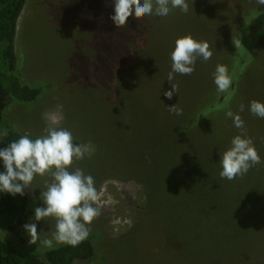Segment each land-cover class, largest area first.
Wrapping results in <instances>:
<instances>
[{"label": "rangeland", "instance_id": "obj_1", "mask_svg": "<svg viewBox=\"0 0 264 264\" xmlns=\"http://www.w3.org/2000/svg\"><path fill=\"white\" fill-rule=\"evenodd\" d=\"M208 1L188 0L187 14L176 12L174 9L169 16L163 18L129 17L125 26L119 28L109 19L113 14L112 0L26 1L17 21L15 38L19 73L23 84L42 86L44 90L34 103L12 106L7 114L9 123L18 131L39 136L43 134L46 126L42 113L54 109L57 103H62L64 119L60 126L71 130L79 143L91 142L95 148L92 155L74 161L72 165L73 168L82 169L85 174L93 175L102 192L101 215L93 218L88 236L92 239L95 255L87 262L76 261L74 264H264L263 208L254 213L249 211L251 214L241 227L243 231L251 230L245 249L241 248L242 245L230 251L225 248L222 254L212 256L211 251H217L216 248L200 246L199 252L210 253L211 256L204 255L200 259L198 251L193 248L187 250L190 257L186 259L181 257V252L182 247L192 243L189 240L193 236L189 232L192 228L179 227L184 234H178L175 229L174 232H169L171 227L166 228L161 221L162 209L156 206L151 210L149 206L148 192L152 184L154 186L166 184L169 180L167 176L169 171H165V174L167 173L165 177L160 174L152 179L159 173L157 170L154 171V166H158L160 144L157 145L154 140L142 135L145 133L148 135L155 130L159 132L157 135L168 136L172 124L167 127L168 131H165V127V129L163 126L160 127L163 123L160 120L163 116L180 119L178 118L180 116L170 113L167 108L175 103L183 111L186 109L185 106L191 109L188 118L191 122L195 121L196 114L200 111L198 106H205L209 93L212 95L210 89L213 84L211 79L213 69L212 64L209 65L213 61L210 59L197 60L195 71L191 75H175L173 83L178 85V94H174L171 100L163 95L164 91L171 89V83L167 81L171 70L168 54L173 49L175 40L191 35L195 39L208 41L213 49V40L218 41L221 36L228 33L232 19L236 15L239 17L240 8L245 7L241 4L244 3L248 7L246 19L250 20L242 39H245V43H255L257 53L264 58V8H258L256 0ZM243 17L244 14H241L242 20ZM244 49L239 50L243 53ZM126 70L128 79L123 81L122 76L119 79V75ZM137 70L139 74H136ZM259 70L261 69L258 58L257 65L252 67L250 74L245 73L246 81L252 80L254 87L249 86L246 94L241 92L244 95L240 100V104L245 105V116L244 119L241 118L245 122V128L248 129L246 127L248 125L251 129L244 130L253 139L256 148L259 143V130L255 128L253 120L255 116L247 109L246 98L251 96L252 100L260 101L264 97V87H256L255 83L263 81L264 84V75H260L263 79L256 80L254 77V80L252 79V74ZM121 84L128 102L122 100L119 103L122 106L130 104L135 117L131 120L134 125L127 124L119 128L115 121L117 118L112 119L110 102L116 104L115 102L119 101L116 96L119 92L117 85ZM100 92L105 95L100 97ZM237 95H240V92ZM105 98L110 102L107 100L106 103L103 102ZM132 103L134 105H131ZM228 106L226 100L216 104L217 112L205 113L208 115L200 119L199 123L205 125L203 132L200 129L204 125L184 133L179 140L176 138L172 141L176 147L174 149L178 151L175 153V161L161 153L159 162L165 165L160 169H174L172 172L176 173L178 167L182 166L181 171L186 173L187 168L191 166L203 163L207 166L209 158L204 156L205 161H202L204 158H196L199 155L196 146H201L204 142L202 140L198 142V137L207 130L208 133L216 135L215 138L211 135L213 139L207 138L205 143L206 150L214 152L216 157L219 143L225 146L229 136L227 125H224V128L221 126L219 131L217 129L219 121L215 123L213 118L210 119V115L215 117L218 112L228 109ZM147 111L154 117L148 125V130L145 129V122L141 123L144 117L140 113L147 114ZM231 111L234 112L233 107ZM239 115H243V112H239ZM220 121L223 123L222 118ZM257 121L263 123L264 119L258 118ZM128 127L134 130L133 133L139 134L133 138L132 143L129 141L122 147L124 139L128 140L127 137L132 134L129 130L122 131ZM140 130H143L142 133ZM237 131L240 132L239 129ZM219 139H222V142H219ZM140 144L141 148L135 155L134 148ZM166 147L164 146L165 149ZM221 151L223 152V147ZM258 166L250 170L254 169L258 173ZM216 169H220L219 164ZM249 171L231 181L221 179L219 174L212 177L209 175L213 184L208 188L200 187L196 197L199 199L203 197L205 199H202L203 202L211 204L212 211L210 196L216 191V194L224 199L231 189L225 187L226 182L229 187L243 189L250 186L252 177L250 179L247 177ZM188 173L190 174V171ZM45 179L47 177H37L32 185L34 193L27 195V205L31 211L39 206V200L34 202L32 197L39 196V189L36 188H43ZM213 187L214 192L210 191ZM193 189L197 191L198 185L196 188L193 186ZM159 197L162 199L160 193ZM198 198H193L192 201L198 204L201 202ZM160 206L163 208L162 204ZM178 221L179 218H171L170 224L175 222L174 226L177 227ZM54 224L55 221L51 219L41 222L38 233L41 228L47 231L49 225L54 228ZM21 233L28 248L43 250L39 242L36 245H29L23 229ZM46 235L47 232L42 233L41 238ZM0 236L8 238L10 235L0 227Z\"/></svg>", "mask_w": 264, "mask_h": 264}, {"label": "trees", "instance_id": "obj_2", "mask_svg": "<svg viewBox=\"0 0 264 264\" xmlns=\"http://www.w3.org/2000/svg\"><path fill=\"white\" fill-rule=\"evenodd\" d=\"M26 1L27 0H0V128H6L8 130V135L6 137L0 138V147H5L7 143L11 142L14 139H17L19 135L25 133L16 130L9 123L7 114L10 108L14 105H29L34 103L35 101L38 100V98L41 96L44 90L42 86H29L23 84L19 73V63L15 51V38H16L17 21L21 14V11L23 10V7L26 4ZM206 2L209 1L206 0ZM241 5L245 7L240 8L239 17H237V15L234 18L232 17L233 19H232V23H230L228 33L224 36H221V38L218 41L213 40L214 42V48L212 49L213 56L210 58V60L213 62H210L209 65L211 66L212 64L211 67L213 69L212 73L214 72L217 64H224L228 67L229 74L233 78V86L229 90L230 94H228L227 96H226L227 93L218 94L216 92V86L214 85L213 79L211 77L213 84L210 91L212 95L209 93L210 96L207 97L208 103L205 106H201V107L198 106L200 108V111L198 112L199 114L198 113L196 114L197 116L195 115L196 116L195 121L191 122V120H189L188 115L191 109H188L185 106L184 108L186 109H184L183 114L180 115V117H178L180 119L177 118L174 119L175 118L174 116L173 117L167 116L166 118H164L163 116L161 118L160 122L163 121V123H161L160 127L162 126L163 128L165 127L166 128V129L164 128L165 131L167 130V127L172 124V128L168 136L157 135V133L159 132H156L155 130L153 132H150V134L148 133V135H146V133L145 135H142L144 137L146 136L147 139L154 140V142H156L157 145L160 144L159 153L157 155L158 166H154V171L157 170V172L159 173L156 176H154V178L152 177V179H155L160 174L162 175V177H165L167 174V173L165 174V171H169L167 176L168 179L170 180V181L168 180L166 184L164 185L162 184L160 186H154L152 184V188H150V191L148 192L150 209L154 210V207L156 206L162 209L161 221L162 224L164 222V226L166 228L171 227V229H169V232L170 231L174 232L175 229L178 232V234H184L179 229V227L182 228L184 225H187L188 228H192V230L189 231L190 233L193 234V236L189 239L190 241H192V243L191 245H185L184 248L182 247V252H181V257L186 259L190 257L187 250L193 248L198 251L197 255L200 257V259H202L204 255L211 256L210 253L204 254L203 252H199L200 246H206L208 249L209 248L213 249V247L216 248L217 251L215 252L211 251L212 256L213 255L215 256L218 253L222 254L223 253L222 250L225 248H228V251H230L234 247L237 248L240 245H242L241 248L245 249V246L247 245L246 243L247 239L249 235L251 236V234L249 233L251 231L250 229H246L244 231L243 229H241L238 230L236 234H232L231 236L228 235L229 228L224 223V221L226 222L228 218L226 216L222 218L216 217V215L213 214L210 210L211 204L205 203V201L203 202V200H205L203 199V197H200L201 199L196 197L198 195V191L200 190V187L208 188L211 184H213L212 183L213 181H211V177L213 175L215 176V172L218 171L216 169L215 163L219 151L222 149V147L224 151L227 148V146H229L232 137L239 133V131H237L238 129L233 127L232 120L226 117L225 113L226 111L231 110V107L234 108V113L239 112L238 108L240 106V100L242 96L244 95V93L245 94L247 93L249 86L252 85L254 87V82L252 80L249 82L246 81L245 73L247 72L248 74H250L249 71L252 70V67L254 65L255 66L257 65L258 58L260 59L261 70H259V72L257 71H255V73L253 72L254 75L252 74V79L253 77L257 78L256 80L263 79L260 77V75L261 74L264 75V68H263L264 58L260 57L259 54L257 53L255 43L254 44L247 42L245 43V39H242V34L246 31V27L249 24L250 19H246V10H247L246 8H248L247 5H244V3ZM260 7L264 8V6H260ZM175 11L178 12L179 10L176 9ZM241 14L242 15L244 14L243 20L240 18ZM238 40H241V43L237 46ZM243 48L245 49L244 52L242 53L240 52L239 49L243 50ZM168 59H170V53L168 54ZM253 63L254 65L252 66ZM127 70L123 71L119 75V79L120 76H122L123 81L128 79ZM165 70H167L166 67ZM136 74H139V71ZM255 83L257 85L256 87H260V88L264 87L263 81H257ZM246 85L247 87L245 88L244 86ZM117 86L119 92L116 96L118 97L119 101L115 102L116 104H114L111 103L110 100H108V98H105L103 99V102L106 103L107 100L112 105L111 106V109L113 111L112 119L115 120L117 118V120L115 121L118 124L119 128L123 127L124 125L127 126V124L134 125L133 124L134 122H132L131 120L132 118L135 117V113L130 108L131 107L130 104L127 106H122L121 103H119L122 100L124 102L125 101L128 102L125 99L126 96V94H124L125 91L122 89L123 85L121 84ZM108 90L106 91L108 92ZM239 92L240 95H237ZM104 95L105 93L102 94L100 92V97L101 96L103 97ZM226 100L228 101L229 104L228 109H225L224 112L223 111L218 112L215 117L210 115V119L213 118L215 123L219 121V124H217L218 127L217 129H219V131L221 126L222 128H224L227 125V129H228L227 135L229 136L228 137L229 140L227 139L226 142L227 144L225 146H223L222 143H219L222 142V139L218 140L219 146L217 149L216 157H214V152L210 153V151L206 150L207 147L205 143L207 138L211 139L212 136L214 138L216 136L213 133L212 134L208 133L207 130L206 132H204V134L207 136L201 134L198 137V142L200 140L204 142L201 143V146H196L198 150L197 152L199 153V155L197 154L198 156H196V158L197 157L204 158V156L209 158L207 166H204L205 163L199 164L198 166L197 165L191 166L190 167L191 170L190 168H187L186 173L181 171L182 166L178 167L176 173L172 172L174 169L168 170L167 168L166 170L165 169L161 170L164 168L165 165L162 162H159L161 159L160 158L161 153L166 155V157H172V159L176 157L175 153H178V151L174 149L176 147L171 142L174 141L176 138L177 140H179V137L183 136L184 133L186 134L189 131L191 132L192 130H195L199 126H203L204 124L199 125V123H200V119L208 115L205 113H207L208 111L210 112L212 111V113L217 112L218 108L216 107V104L220 102H224ZM246 103L248 105V102ZM131 105L134 104L132 103ZM4 107H6L5 110ZM140 113L144 117L143 119H141V123L145 122L144 124L146 125L145 129L148 130V125L150 121L153 120L154 117L151 115V112H148L147 114H143L142 112ZM240 116L244 119L245 116L244 111H243V115ZM221 118L223 120V123L220 121ZM124 120H126L127 123H125ZM246 127H248V129L251 130L248 125ZM152 128L153 127H151V129ZM204 129H205V125L200 130L203 132ZM127 130H129V132L132 134H129V136L127 137L128 140L124 139L123 144H121L120 142L122 147L125 143H128L129 141L132 143L133 138L139 134L138 132L133 133L132 131L134 130L130 127H128L127 129H122L123 132ZM142 131L143 130H140V133H142ZM223 133H224V129H223ZM120 134L121 133H119V135ZM32 136L33 138L36 137L35 135ZM74 142L79 143L76 140ZM194 145H196V143ZM164 146H167L166 149L164 148ZM135 147L136 148H134V151H135V155H137L136 152L140 150L141 144ZM179 147L183 148L182 146ZM196 148L194 151H196ZM203 148H205V150ZM202 161H205V158L202 159ZM189 171L191 175L188 173ZM187 174L188 177H186ZM209 175H211V177ZM256 175L257 174L256 171H254V169L249 171L247 177L249 179L251 177L252 178L250 180L251 182L249 181L251 185L248 187L252 186V180L256 177ZM151 183H155V182H151ZM197 185H198V190L196 191L195 189H193V186L194 188H196ZM190 187L192 191V198L193 197L198 198V200L201 201L198 202V204L193 202L192 200L190 201L189 198L182 196L185 195V190H189ZM210 191L213 192L214 187ZM159 193L161 194L162 199H160ZM173 193L175 195H173ZM27 200H28L27 195L23 198H21L20 196L13 198L8 194H0V227L2 228V230L6 231L10 235L8 238L0 236V264H74L76 261L87 262L94 257L95 255L94 245L90 237L85 239L77 247L62 245L54 248L53 250L43 249L41 251L28 248L26 246L24 235L21 233L22 225L27 222V218L32 213V211L28 209ZM161 204L163 205V208L162 206H160ZM198 210L199 212H196ZM174 217L179 218V221L176 222L178 224L177 227L174 226L175 222H172L170 224L171 218L173 219ZM167 222L169 223V225ZM196 225L199 226L198 231L197 230L194 231ZM183 238H185V236H183Z\"/></svg>", "mask_w": 264, "mask_h": 264}, {"label": "clouds", "instance_id": "obj_3", "mask_svg": "<svg viewBox=\"0 0 264 264\" xmlns=\"http://www.w3.org/2000/svg\"><path fill=\"white\" fill-rule=\"evenodd\" d=\"M258 8L264 6V0H256ZM113 14L109 19L119 28L125 26L129 17H167L174 9L187 14L188 0H112ZM241 40L237 41V46ZM213 56L210 44L191 35L178 37L170 52L171 70L167 81L171 89L163 95L171 100L178 94V85L173 83L176 74L191 75L195 71L197 60L208 61ZM216 92L229 93L233 78L224 64H217L212 73ZM230 94V93H229ZM168 111L176 116L183 114L177 103L167 106ZM248 111L259 119H264V102L252 100L247 105ZM245 110L240 104L239 112ZM231 110L226 117L232 120L233 127L240 132L234 135L229 146L219 151V177L234 180L243 176L256 165L264 163L253 139L245 132V122ZM45 122L43 134L33 138L31 133L19 135L17 139L0 147V194L15 198L34 193L32 185L37 177L45 178L39 196L33 195V201L39 200L27 218L22 229L28 237L29 245H39L45 250H53L62 245L79 246L88 238L94 217L101 215L102 192L93 175L85 174L80 168H73L74 161L83 160L93 154L94 145L75 143L71 130L61 127L64 119V106L57 103L54 109L42 113ZM8 130L0 128V138L6 137ZM35 189V190H36ZM114 203V201L112 202ZM54 220V228L48 230L38 227L41 222ZM47 232L44 238L41 234Z\"/></svg>", "mask_w": 264, "mask_h": 264}, {"label": "water", "instance_id": "obj_4", "mask_svg": "<svg viewBox=\"0 0 264 264\" xmlns=\"http://www.w3.org/2000/svg\"><path fill=\"white\" fill-rule=\"evenodd\" d=\"M246 100L248 103L252 101L251 96L247 97ZM263 99H260V101L263 102ZM253 119V118H251ZM257 117L253 119L255 122V128L259 130V143L257 150L262 158H264V122L259 123L257 121ZM219 161V154L216 159V167L218 166ZM220 171V169H217ZM258 173L257 176L252 181L251 187H229L228 182L225 183L226 188H231L224 199H221L216 193L212 194L210 196V203H213V209L212 213L216 215V217L222 218L226 216L228 219L226 222L224 221L225 225L229 228V234H236L238 230L241 229L245 219L247 216H249L251 213L257 212L258 210H261L259 208L264 209V163L259 164L258 166ZM219 171H216L215 174H219ZM190 183V182H189ZM188 183V184H189ZM183 197L189 198L190 201L194 198H192V191L191 187L189 190H185V195H182ZM219 206V207H217ZM196 212H199L196 211ZM188 228V226H183ZM194 227V226H193ZM231 229V230H230ZM199 230V226L196 225L194 228V231Z\"/></svg>", "mask_w": 264, "mask_h": 264}]
</instances>
